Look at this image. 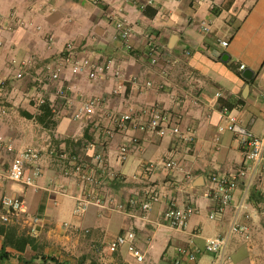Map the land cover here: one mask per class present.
<instances>
[{"label": "crops", "instance_id": "1", "mask_svg": "<svg viewBox=\"0 0 264 264\" xmlns=\"http://www.w3.org/2000/svg\"><path fill=\"white\" fill-rule=\"evenodd\" d=\"M0 18V82L14 85L16 74L23 76L29 70L36 80L47 75L51 82L50 88L43 84L41 90L31 85L9 91L0 88V96L11 103L9 107L0 104V137L19 150L30 147L43 153L41 175L31 186L0 177V199L19 197L26 211L5 225L29 234L30 220L37 219L35 235L29 234L32 245L23 252L6 247L8 258L0 255V264H173L178 249L201 250L207 238L228 233L235 217L249 234L254 231L258 216L248 201L253 187L245 192L240 180L233 202L213 219L209 218L212 202L202 191L209 174L229 172L242 161L236 137L219 131L229 121L221 114L223 104L230 106L234 122L257 136L264 133V0H255L251 8L245 0H214L213 5H195L193 0H0ZM118 19L131 29L127 41L119 38ZM221 41H227V47ZM66 43L84 44L96 57L108 60L106 76L90 80L65 69L51 80L55 53ZM43 44L53 45L46 49ZM153 48L158 52L155 63ZM223 54L228 56L226 61L221 60ZM19 63L25 65L23 70ZM239 65H244L242 71ZM44 66L47 74L42 73ZM246 69L253 72L250 80L242 77ZM147 82L150 88H145ZM59 88L65 91L66 102L57 96ZM91 98L101 100L98 110L75 119L81 101ZM44 101L51 103L54 125L50 127L36 120ZM153 108L177 121L193 142L185 147L173 135L158 137L141 131L138 124L148 120ZM121 114H129L131 124L101 145L102 130L111 128L113 117ZM129 137L137 142L120 162L118 147ZM52 148L79 155L86 163L97 151L103 152L115 176L99 188L107 201L102 207L91 205L82 216L73 215L75 200L87 187L62 173L48 155ZM171 157L177 166L163 167ZM11 159L12 153L0 149V172ZM147 188L161 197L145 215L139 207L113 209L115 203H125ZM255 188L264 193V180ZM171 203L195 208L184 228L169 226L163 219ZM128 230L135 234L141 261L125 245L115 251L108 248ZM246 242L239 233H231L227 261L201 253L199 263L246 264ZM3 243L0 235V254ZM42 255L55 258L56 263L42 261Z\"/></svg>", "mask_w": 264, "mask_h": 264}, {"label": "built area", "instance_id": "2", "mask_svg": "<svg viewBox=\"0 0 264 264\" xmlns=\"http://www.w3.org/2000/svg\"><path fill=\"white\" fill-rule=\"evenodd\" d=\"M97 2V0H93ZM193 3L202 4L208 3L213 5L214 0H193ZM248 8L255 4V0H245ZM143 5V7H145ZM118 30L119 38L122 41H127L131 35L129 25L123 20L118 19L115 22ZM52 42V38H48ZM65 53L62 54L50 69V79L57 80L61 72L69 69L75 74H85L90 80L102 79L108 73L110 62H99L92 51L85 49L76 50L71 43H66ZM222 47H227V41H221ZM157 49L151 50L152 63H155ZM238 69L242 71L244 65H239ZM119 76L118 73L114 74ZM17 78H21L20 73L16 74ZM150 82L145 83V88H150ZM57 92H62L59 88ZM116 93V91H113ZM101 105V100L98 98H91L81 101L78 112L74 118L80 120L83 116L94 114ZM221 114L229 121L226 125L220 126L219 131L231 132L238 141L239 148L242 155V161L238 166L229 172L211 173L207 176L206 182L203 186L202 194L204 197L212 202L213 209L209 214V218L213 219L218 214L222 213L234 200V196L239 186V181L243 182L245 192H248L259 180H264V133L261 136L255 135L250 129L239 125L230 118V106L223 104L221 106ZM132 119L129 114L115 115L113 117V126L111 128L103 129V143L109 141L116 131H124L127 125L131 124ZM141 131L155 134L158 137L166 135H173L180 139L182 143L189 146L193 142L191 134H183L180 130L179 123L171 120L164 112L158 109H150L148 113V120L137 126ZM100 131V130H99ZM262 131H264V116H262ZM137 139L135 137L127 138V142L118 147V160L124 161L129 153L131 146L135 145ZM0 149L12 153V159L8 168L4 172H0V177L4 181H12L21 183L26 186H31L36 177H39L42 172L43 153L36 148H24L19 150L13 144L0 137ZM48 155L53 157L61 167L64 175H72L80 182L86 190L76 198L72 213L76 217H80L88 210L89 206L95 205L102 207L105 201L100 195L99 188L107 178H114L107 165L103 152L97 151L93 154L90 163H86L76 154H68L63 151H56L54 148L48 151ZM177 166L174 157L169 158L163 162V167L172 168ZM147 170H150L148 168ZM161 195L153 188L145 189L140 195L130 198L125 203H115L113 209L117 211H126L127 208H140L145 215L154 202L160 200ZM109 201V200H108ZM0 206L2 212L0 213V223L8 224L12 218L21 217L26 214L23 200L19 197L3 196L0 199ZM195 212L193 206H186L179 208L171 203L163 213L165 222L175 228H184L188 217ZM37 219L30 220L29 234L34 236L36 233ZM231 233H239L244 239H249L250 235L246 226L239 224L236 217L231 224V228L226 234H218L209 237L205 240L203 248L189 246L178 249L177 257L173 264H200L198 256L201 253H206L215 256L220 262L227 261L226 250ZM127 246L129 253H131L138 261L143 259L138 248L135 246V234L133 231H125L118 234L115 239L108 245L111 251L117 250L120 246Z\"/></svg>", "mask_w": 264, "mask_h": 264}, {"label": "rangeland", "instance_id": "3", "mask_svg": "<svg viewBox=\"0 0 264 264\" xmlns=\"http://www.w3.org/2000/svg\"><path fill=\"white\" fill-rule=\"evenodd\" d=\"M1 22L2 19L0 18V28H1ZM44 40H47V36L44 37ZM0 44H3V41L0 37ZM53 44H43V46L46 49H49ZM66 45L64 44L62 49L58 52L55 53L57 56L56 58L58 59L62 54L65 53L66 50ZM72 46H74L76 48V50H81V49H85L88 51L89 48L85 47L84 44H73L71 43ZM99 62H107L106 61H102L100 58H98ZM48 60V59H47ZM14 62V61H12ZM47 63V64H46ZM15 64V63H13ZM46 65H49L50 62H45ZM18 67L20 68V70H23L25 65L23 63H19ZM47 68L44 66L42 69V73L47 74L46 73ZM30 70L27 72V74L23 75L22 78H17L15 76L16 81L14 82V85L9 86H5L6 82H0V88L2 86H4V88H2V90H10L11 88H21V87H29L34 86V88L36 90H41V87L43 86V84L46 85L47 88H50V84L51 82L47 79V75L46 77L44 76L42 81H38L34 78V76H31V73H29ZM33 75H36L35 73ZM57 96L63 98L61 100H66L64 99V97L66 96L65 91L62 88V92H57L56 91ZM2 99V102H0L1 105H7L8 107L11 105V103H8V101L0 96V100ZM63 101V102H64ZM47 102V101H46ZM61 102V101H60ZM66 102V101H65ZM49 105L51 103L47 102ZM42 104V103H41ZM58 106L56 105V103H53V109L57 112V108ZM51 108V107H50ZM54 120V119H53ZM256 187V185H254ZM253 187L251 192L249 193V197H248V201H250L255 207H256V212H257V216L254 223L255 225L254 227V231H251L252 233L249 234L250 237L249 239H247V242L245 243V247H246V251H245V255L243 256V259H245L246 264H264V199H262L261 197L264 196V193H262V191H259L257 188Z\"/></svg>", "mask_w": 264, "mask_h": 264}, {"label": "trees", "instance_id": "4", "mask_svg": "<svg viewBox=\"0 0 264 264\" xmlns=\"http://www.w3.org/2000/svg\"><path fill=\"white\" fill-rule=\"evenodd\" d=\"M234 69L233 66H230ZM40 113L36 116V120L42 124L44 127H50L54 125L52 120V112L49 104L47 102H42L39 106ZM24 116L30 118L31 115L24 113ZM264 199V196L261 197ZM0 235L4 237L3 248L1 249V257L8 258L7 253L4 251L6 247L16 251L23 252L27 247L31 246L33 243V237L29 234H19L17 229L11 225L0 224ZM40 259L44 262L51 261L56 263L55 258L48 256H40Z\"/></svg>", "mask_w": 264, "mask_h": 264}, {"label": "water", "instance_id": "5", "mask_svg": "<svg viewBox=\"0 0 264 264\" xmlns=\"http://www.w3.org/2000/svg\"><path fill=\"white\" fill-rule=\"evenodd\" d=\"M227 59H228L227 54H223L221 56V60L226 61ZM252 76H253V72L249 69H246L242 72V77L246 80H250L252 78ZM247 91H248V85H246V87H245V92H247ZM200 182H201V179L198 178L196 181V184L199 185Z\"/></svg>", "mask_w": 264, "mask_h": 264}]
</instances>
